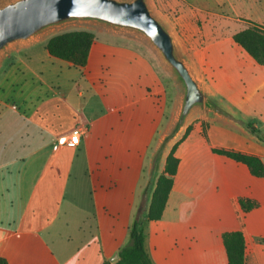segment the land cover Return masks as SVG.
<instances>
[{"label":"crops","instance_id":"obj_1","mask_svg":"<svg viewBox=\"0 0 264 264\" xmlns=\"http://www.w3.org/2000/svg\"><path fill=\"white\" fill-rule=\"evenodd\" d=\"M112 33L116 36L94 32L84 67L66 62L79 69L63 82L61 92L66 99L52 96L33 104L30 95L18 88L20 106H8L16 120L28 123L34 131L29 135L31 147L18 156L22 158L0 163V168H6L0 182V195L5 194L0 200V258L6 264H82L83 257L80 262V257L71 261L68 256L54 255L47 240L70 238L69 223H75L76 233L85 231L80 221L83 224L90 215L95 227L89 229L93 233L80 249L89 247L91 240H100L102 213L117 220L119 212L110 214L107 205L116 201L114 193L122 194L127 187L131 190V198L125 199L128 218L123 229L127 235L140 205H148L153 189L148 188L151 146L164 126L172 84L163 66L125 38L129 35ZM96 84L104 89L99 108L92 103ZM196 115L200 116L188 122ZM214 116L221 117L204 111L192 114L187 121L191 131L176 147L178 167L162 216L145 226L144 248L154 264H228L221 239L228 230L242 231L245 264H264V177L253 175L240 161L210 151L211 146L234 148L257 154L264 161V144L242 121L234 120L247 131L245 138L235 143L230 132L220 128L222 138L212 142L211 119H220ZM74 128L79 129L78 144L60 142ZM23 158L30 160L29 166L20 167L15 181L10 176L11 165ZM27 175L38 177L25 194L22 182ZM127 175L131 180L124 179ZM83 192L85 202L78 203ZM239 198L257 205L244 211ZM86 206L94 208L91 214ZM64 213L66 218L61 217ZM114 220L106 227L111 235ZM124 240L109 249L98 245L95 264L114 258Z\"/></svg>","mask_w":264,"mask_h":264},{"label":"rangeland","instance_id":"obj_2","mask_svg":"<svg viewBox=\"0 0 264 264\" xmlns=\"http://www.w3.org/2000/svg\"><path fill=\"white\" fill-rule=\"evenodd\" d=\"M148 3L152 12L168 26L181 55L187 60L195 75L210 94L244 124L252 123L256 126L264 138V65L255 62L243 49L231 41L232 34L246 27L250 22L264 25V0H148ZM83 27H88L97 34L116 36L115 33L96 26L67 25L52 30L30 43L15 45L0 56V163L10 161L9 159L14 160L16 156L17 159L22 158L18 156L27 151L31 147L30 142L33 141L29 142V135L34 131V128L28 126V123H21L16 120L8 107L11 104L20 106L17 89L26 91L33 104L39 103L40 99L51 98L52 96H55L57 100H63L67 96L61 92L64 90L63 82H67V79L74 77L79 71L76 67L68 66L65 61L48 57L44 49V42L52 35ZM125 38H128L132 44L140 47L148 55L153 56L156 62L161 64L155 51L142 38L132 35ZM164 72L172 84L171 91L173 90V94L164 117V126L158 129L155 142L151 146L153 155L161 137L169 128L168 124L174 118V110L177 104L174 80L165 68ZM96 87L99 93L96 91L97 94L92 103L99 108L103 106L101 99L104 98L102 95L104 89L101 90L102 87L97 84ZM197 116L200 115L192 117L188 122H192ZM214 117L220 119H211L210 136L212 142L218 143L222 138L220 128L228 130L230 138H234L235 143H239L238 140L245 138L247 131L245 129L243 131L241 125L222 116ZM181 133L168 145L166 152ZM261 142L264 144L263 141ZM28 162L30 160L27 158L13 161L11 165L12 175H10L13 180L16 181L19 177L17 171L20 170L21 166L22 168L29 166V164L27 165ZM22 163L24 164L22 165ZM5 171L6 168H0V182L1 178L6 175L4 174ZM158 173L159 171L154 175L151 172L148 182L149 190L154 187ZM37 177L38 175L26 176L25 181L22 182L24 189H26L25 194L37 180ZM124 179L126 181L131 180V175L124 176ZM80 185L82 186L79 182V190ZM130 191V188L127 187L122 194L120 191L114 193L116 194V201L112 200L107 208L110 214L118 211L119 215L117 220H114V217L102 213L103 234L100 240L95 239V242L91 240L89 247L85 246L80 249V244L89 240L88 236L93 233L89 232V229L92 231L95 227L93 216L90 215L85 218L83 224L80 221V225L85 227V231L76 233L75 223L71 225L69 223L70 238L67 237L62 240L49 238L47 240L50 241L54 255L60 259L68 256L71 261L75 257H80V262L83 257L84 263L82 264H95L99 257L96 249L98 245L109 249L118 245L121 239H125L124 245L129 240V232L128 235L125 233L123 225L128 218V207L125 199L131 198ZM123 195L125 198L122 197ZM4 197L5 194H1L0 200ZM74 198L77 200L80 196L78 198L74 196ZM77 201L78 203L85 202V196L83 200ZM84 209L90 214L94 210L92 206H86ZM61 215L62 218H66V213ZM113 220L116 227L114 231L111 230L114 232L111 235L107 233L106 227L109 221ZM114 235L116 239H114ZM75 253L77 256H74ZM117 258L118 255L105 261L114 264Z\"/></svg>","mask_w":264,"mask_h":264},{"label":"water","instance_id":"obj_3","mask_svg":"<svg viewBox=\"0 0 264 264\" xmlns=\"http://www.w3.org/2000/svg\"><path fill=\"white\" fill-rule=\"evenodd\" d=\"M67 25H91L142 38L172 76L177 87V108L153 155L152 174H157L168 145L195 112L240 122L204 89L181 55L170 29L152 12L148 0H2L0 56L15 45L30 43Z\"/></svg>","mask_w":264,"mask_h":264},{"label":"trees","instance_id":"obj_4","mask_svg":"<svg viewBox=\"0 0 264 264\" xmlns=\"http://www.w3.org/2000/svg\"><path fill=\"white\" fill-rule=\"evenodd\" d=\"M94 37V32L91 29L75 28L49 37L44 44V49L52 58L63 60L77 67H84ZM231 40L255 62L264 65V25L250 22L246 27L234 32ZM245 127L264 142V138L256 126L247 123ZM191 128V124H187L181 135L168 148L162 168L151 191L148 205L144 207L142 204L136 211L129 227V240L118 249V258L114 264H154L144 248L145 226L148 221L158 220L162 216L179 162L178 157L175 156V150L178 143L190 133ZM210 151L240 161L248 167L253 175L264 177V161L257 154L217 146H211ZM238 202L244 211H248L257 205L256 201L247 198H239ZM221 239L228 264H245V241L242 231H224L221 234ZM0 264L6 263L0 258ZM102 264L110 263L104 261Z\"/></svg>","mask_w":264,"mask_h":264},{"label":"built area","instance_id":"obj_5","mask_svg":"<svg viewBox=\"0 0 264 264\" xmlns=\"http://www.w3.org/2000/svg\"><path fill=\"white\" fill-rule=\"evenodd\" d=\"M60 142L70 144V145H77L79 142V129L74 128L70 132L61 136Z\"/></svg>","mask_w":264,"mask_h":264}]
</instances>
